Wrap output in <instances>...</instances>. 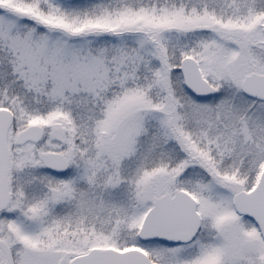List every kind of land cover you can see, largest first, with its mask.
<instances>
[{
	"label": "snow or ice",
	"instance_id": "6c2138e0",
	"mask_svg": "<svg viewBox=\"0 0 264 264\" xmlns=\"http://www.w3.org/2000/svg\"><path fill=\"white\" fill-rule=\"evenodd\" d=\"M0 264H264V0H0Z\"/></svg>",
	"mask_w": 264,
	"mask_h": 264
}]
</instances>
